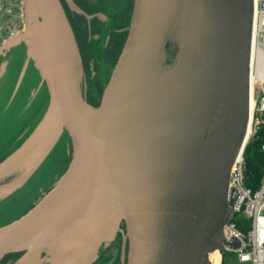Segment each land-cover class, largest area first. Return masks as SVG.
I'll return each instance as SVG.
<instances>
[{"label": "water", "instance_id": "water-1", "mask_svg": "<svg viewBox=\"0 0 264 264\" xmlns=\"http://www.w3.org/2000/svg\"><path fill=\"white\" fill-rule=\"evenodd\" d=\"M23 1L24 31L1 51L24 44L50 99L33 133L0 164V200L29 181L65 133L72 156L27 213L0 227V259L38 233L14 264L40 253L52 235L74 247L65 264H92L122 222L128 264H210L215 249L225 257L223 228L235 199L229 174L248 125L253 0H135L99 106L84 97L82 59L61 1ZM184 13L201 25L196 57L161 106L156 79L168 44L184 32ZM181 52L182 41L176 61ZM103 189L109 207L94 218L89 211Z\"/></svg>", "mask_w": 264, "mask_h": 264}, {"label": "rangeland", "instance_id": "rangeland-1", "mask_svg": "<svg viewBox=\"0 0 264 264\" xmlns=\"http://www.w3.org/2000/svg\"><path fill=\"white\" fill-rule=\"evenodd\" d=\"M0 18V21H4L6 16L1 13ZM19 31L23 32L24 26L14 24L10 31L0 35V65L4 58L1 46ZM180 36V33L174 34L168 44L164 68L176 63L181 42ZM9 52L6 58L7 69L3 70L0 67V154L11 151L5 160L18 150L33 133L47 111L50 99L40 73L33 62L27 58L25 48L17 46ZM70 146V138L65 133L44 157L29 181L0 200V227L12 223L27 213L53 187L68 168ZM109 241L104 243L107 244ZM21 252L22 250L16 251L2 257L0 264H9ZM92 264L105 263L101 259H96ZM223 264H230L229 259L226 258Z\"/></svg>", "mask_w": 264, "mask_h": 264}, {"label": "built area", "instance_id": "built-area-1", "mask_svg": "<svg viewBox=\"0 0 264 264\" xmlns=\"http://www.w3.org/2000/svg\"><path fill=\"white\" fill-rule=\"evenodd\" d=\"M0 1V14L6 16L4 21H0V35L10 31L14 24L25 26L24 1ZM255 90L260 91L257 99L252 97ZM249 101L248 135L229 174V193L234 192L235 199L223 228L226 255L223 257L221 254V264L226 258L230 264H264V170L259 183L251 186L245 155L247 146L254 141H260L264 152V0H253ZM233 240L240 242L239 247L233 249L228 246Z\"/></svg>", "mask_w": 264, "mask_h": 264}, {"label": "flooded vegetation", "instance_id": "flooded-vegetation-1", "mask_svg": "<svg viewBox=\"0 0 264 264\" xmlns=\"http://www.w3.org/2000/svg\"><path fill=\"white\" fill-rule=\"evenodd\" d=\"M60 1L73 29L81 55L84 97L91 105L99 106L128 38L135 0ZM19 46L26 50L24 44ZM9 51H2L4 58L0 67L3 70L7 69L6 58ZM69 149L71 159L72 146ZM10 152L5 151L0 154V164ZM21 256L22 253H18L9 264H14ZM128 258L129 238L126 225L122 222L115 237L109 243L100 246L97 259H101L105 264H128Z\"/></svg>", "mask_w": 264, "mask_h": 264}, {"label": "bare ground", "instance_id": "bare-ground-1", "mask_svg": "<svg viewBox=\"0 0 264 264\" xmlns=\"http://www.w3.org/2000/svg\"><path fill=\"white\" fill-rule=\"evenodd\" d=\"M180 16L184 27V32L179 37L182 41V52L173 66L165 68L161 67L159 69L158 77L156 79V101L161 106H164L169 102L173 92L186 75L188 68L196 57L197 39L201 31V25L198 21L192 19V15L190 13L180 14L179 17ZM198 94L199 92H197L194 96V100L197 98ZM253 96L254 94L252 97ZM247 135L248 130L246 131V138ZM242 149L243 144L237 156L240 155ZM109 203L110 197L106 190L103 189L98 191L89 214L94 218L98 217L109 207ZM37 234L38 233H33L24 236L22 239L17 241V243H15L3 257L24 248L27 244H30L36 238ZM99 249L100 247L98 248L97 256L99 254ZM73 250L74 247L72 244L65 240L56 241L52 235L45 239L41 246L40 253L38 249H35L20 264H46L48 261L53 262L54 264H65V260L71 256ZM208 256L210 264H221L222 258L219 249L209 251Z\"/></svg>", "mask_w": 264, "mask_h": 264}, {"label": "trees", "instance_id": "trees-1", "mask_svg": "<svg viewBox=\"0 0 264 264\" xmlns=\"http://www.w3.org/2000/svg\"><path fill=\"white\" fill-rule=\"evenodd\" d=\"M247 158L250 185L255 186L261 180L264 170V152L261 151L260 141L249 144L245 152Z\"/></svg>", "mask_w": 264, "mask_h": 264}]
</instances>
